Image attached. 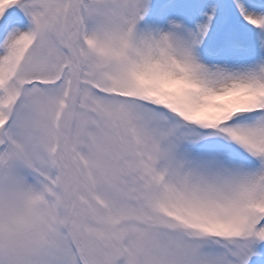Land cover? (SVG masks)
Masks as SVG:
<instances>
[{
  "label": "snow or ice",
  "instance_id": "1",
  "mask_svg": "<svg viewBox=\"0 0 264 264\" xmlns=\"http://www.w3.org/2000/svg\"><path fill=\"white\" fill-rule=\"evenodd\" d=\"M0 264H264V0H0Z\"/></svg>",
  "mask_w": 264,
  "mask_h": 264
}]
</instances>
